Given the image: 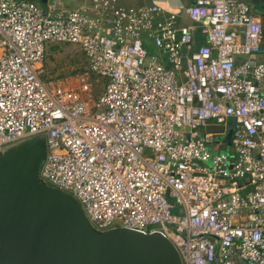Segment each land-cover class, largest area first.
Here are the masks:
<instances>
[{
    "label": "built area",
    "instance_id": "2783aa9c",
    "mask_svg": "<svg viewBox=\"0 0 264 264\" xmlns=\"http://www.w3.org/2000/svg\"><path fill=\"white\" fill-rule=\"evenodd\" d=\"M120 1L60 11L0 0V151L43 138L41 179L97 230L159 233L182 264H264L260 21L243 0L179 13ZM48 44L81 47L105 81L94 107L41 80Z\"/></svg>",
    "mask_w": 264,
    "mask_h": 264
},
{
    "label": "water",
    "instance_id": "95a60500",
    "mask_svg": "<svg viewBox=\"0 0 264 264\" xmlns=\"http://www.w3.org/2000/svg\"><path fill=\"white\" fill-rule=\"evenodd\" d=\"M45 156L41 137L0 151V264H182L159 233L94 228L72 195L41 179Z\"/></svg>",
    "mask_w": 264,
    "mask_h": 264
},
{
    "label": "rangeland",
    "instance_id": "374dc122",
    "mask_svg": "<svg viewBox=\"0 0 264 264\" xmlns=\"http://www.w3.org/2000/svg\"><path fill=\"white\" fill-rule=\"evenodd\" d=\"M33 1L40 4L36 0ZM79 1L81 0H48L47 4H53L60 11H69L76 8ZM82 2L87 3L89 0ZM131 2L137 3L135 0ZM188 24H191V22H188ZM146 48L149 55L158 56V52L150 41L147 42ZM41 73L47 85L55 88L73 90L81 95L85 103L93 107L98 102L105 86V81L89 72L87 61L82 53L81 47L75 44L49 45L47 55L42 64ZM84 86L87 87L89 92L84 91ZM100 111H103V108ZM223 148L229 151L227 146Z\"/></svg>",
    "mask_w": 264,
    "mask_h": 264
},
{
    "label": "crops",
    "instance_id": "0c3cea01",
    "mask_svg": "<svg viewBox=\"0 0 264 264\" xmlns=\"http://www.w3.org/2000/svg\"><path fill=\"white\" fill-rule=\"evenodd\" d=\"M29 1H33V0H29ZM36 1H38V0H36ZM82 1H85V0H81V1H79V2H78V6H79L80 4H84V5L88 4V2L85 3V2H82ZM89 1H90V0H89ZM131 1H132V0H121L120 3H121L123 6H130V5L137 4V3L140 4V5H141V4L150 5V4H153L154 2H157V3H159V4H162L163 6H167L169 10L174 11L175 13H179V12H180L179 9H180L181 7H188V6L192 5L193 2H194V0H135V2H137V3H134V2H131ZM243 1H245L246 4H247V1H246V0H243ZM33 2H35V1H33ZM35 3H36V2H35ZM36 4H37V3H36ZM38 5L41 6V7H43V8H47V7H49V6H53V7L56 9V7H55L53 4L48 5V4L46 3L45 5H42V4H38ZM247 5H248V4H247ZM78 6H76V8H77ZM248 7H249V6H248ZM74 9H75V8H74ZM72 10H73V9H72ZM69 11H70V10H69ZM250 11H251V10H250ZM251 13H252V12H251ZM187 21L190 22L186 17H182V18H180V22H181L182 24H185V25L187 24L188 26H191V29H192V32L194 33L193 35H194L196 41L203 42V41H204V38L200 35V32H199L198 27H197L196 25L192 24V23H191V24H188ZM262 51H263V52H262ZM253 62H255V63H260V64H264V44H263V43L261 44V52H260V54L257 55V56L253 59ZM219 129H220V127L213 126V125H208V126L202 128V129H201V132H204V131L216 132V131H219ZM221 141H222V139H221V140H219V139L216 140V143L220 142V143H218V144H219V147H224L225 145H227L226 140H225V142H226L225 145H224L223 143H221Z\"/></svg>",
    "mask_w": 264,
    "mask_h": 264
},
{
    "label": "flooded vegetation",
    "instance_id": "af4514ba",
    "mask_svg": "<svg viewBox=\"0 0 264 264\" xmlns=\"http://www.w3.org/2000/svg\"><path fill=\"white\" fill-rule=\"evenodd\" d=\"M252 14L260 21L262 25V41L264 44V0H246Z\"/></svg>",
    "mask_w": 264,
    "mask_h": 264
},
{
    "label": "trees",
    "instance_id": "16d2710c",
    "mask_svg": "<svg viewBox=\"0 0 264 264\" xmlns=\"http://www.w3.org/2000/svg\"><path fill=\"white\" fill-rule=\"evenodd\" d=\"M180 23H181V22H180ZM187 23H188V21H187ZM181 24H182V23H181ZM184 25H185V24H184ZM186 25H187V24H186ZM196 44H197V45L200 44V41H196ZM49 45H52V46L54 45V46H55L56 44H48V45H47V47H46V52H45V57H46V55H47V50H48V46H49ZM52 49H53V48H52ZM45 57H44V60H45ZM43 62H44V61H43ZM40 78H41V80L45 83V81H44V79H43V76H42V73H41ZM45 84H46V83H45Z\"/></svg>",
    "mask_w": 264,
    "mask_h": 264
}]
</instances>
